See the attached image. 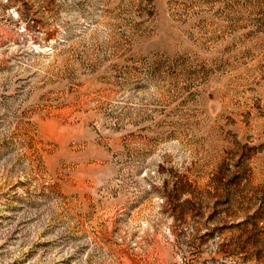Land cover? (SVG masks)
I'll return each mask as SVG.
<instances>
[{
    "label": "rangeland",
    "instance_id": "obj_1",
    "mask_svg": "<svg viewBox=\"0 0 264 264\" xmlns=\"http://www.w3.org/2000/svg\"><path fill=\"white\" fill-rule=\"evenodd\" d=\"M0 264H264V0H0Z\"/></svg>",
    "mask_w": 264,
    "mask_h": 264
}]
</instances>
